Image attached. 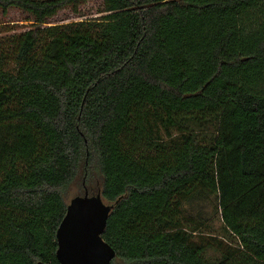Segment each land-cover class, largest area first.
I'll return each mask as SVG.
<instances>
[{"label":"trees","instance_id":"trees-1","mask_svg":"<svg viewBox=\"0 0 264 264\" xmlns=\"http://www.w3.org/2000/svg\"><path fill=\"white\" fill-rule=\"evenodd\" d=\"M86 1L0 0L33 22L0 40V264H58L64 196L96 180L110 264H264V0L46 26ZM210 196L225 237L185 214Z\"/></svg>","mask_w":264,"mask_h":264},{"label":"water","instance_id":"water-1","mask_svg":"<svg viewBox=\"0 0 264 264\" xmlns=\"http://www.w3.org/2000/svg\"><path fill=\"white\" fill-rule=\"evenodd\" d=\"M82 196L72 198L56 231L58 264H110L114 250L101 235L107 219L118 203H105L100 193L90 196L84 186ZM46 264V263H38Z\"/></svg>","mask_w":264,"mask_h":264},{"label":"rangeland","instance_id":"rangeland-1","mask_svg":"<svg viewBox=\"0 0 264 264\" xmlns=\"http://www.w3.org/2000/svg\"><path fill=\"white\" fill-rule=\"evenodd\" d=\"M105 15L103 13L102 0H87L78 5L76 10L70 6L60 10L55 17L48 20L46 26L91 21L100 19ZM29 20H32L31 17L18 9L11 8L6 12L0 10V40L30 29L33 22ZM87 191L90 196L99 193L100 181L96 180ZM83 193L84 191L81 193L78 183L71 185L64 196L65 203L68 205L72 198L82 196ZM214 204L215 199L212 196L209 199H200V201L195 202L193 205L187 206L185 214L187 216L190 215L195 222L203 224L200 227L201 232L211 233L208 235L214 234L225 237L219 216L214 214Z\"/></svg>","mask_w":264,"mask_h":264}]
</instances>
